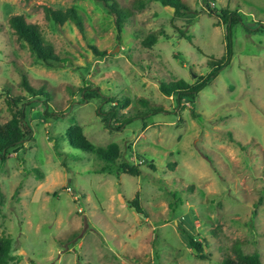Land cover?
I'll return each instance as SVG.
<instances>
[{"label":"rangeland","instance_id":"obj_1","mask_svg":"<svg viewBox=\"0 0 264 264\" xmlns=\"http://www.w3.org/2000/svg\"><path fill=\"white\" fill-rule=\"evenodd\" d=\"M116 1L132 13L120 34L94 0H0V125L11 119L8 90L30 101L31 131L0 160L8 264H221L236 242L264 264V0H214L213 13L202 0H182L177 18L155 0ZM69 8L79 11L84 34L46 18L47 9ZM224 9L239 19L229 65L194 101L161 94V83L194 84L212 73L208 61L225 55L226 25L215 17ZM12 16L36 25L66 65L39 63L10 28ZM152 34L157 42L145 46ZM22 76L49 93L55 119L27 95ZM72 125L95 147L116 144V165L130 162L141 175L72 149L60 139ZM135 197L144 214L129 205ZM181 231L196 237L205 259Z\"/></svg>","mask_w":264,"mask_h":264},{"label":"trees","instance_id":"obj_2","mask_svg":"<svg viewBox=\"0 0 264 264\" xmlns=\"http://www.w3.org/2000/svg\"><path fill=\"white\" fill-rule=\"evenodd\" d=\"M76 1V0H74ZM106 9V11L113 17L115 27L117 32L120 34L124 28L125 22L131 18L132 13L130 10L122 7L116 0H94ZM159 2L163 7H169L174 10V17H181L183 11H186L185 5L182 3V0H155ZM205 8L209 13H213L214 0H202ZM143 4L140 3L138 8H142ZM218 20V23L226 25L225 27V55L217 60L212 61L209 60V66H213L214 70L211 74L208 75L207 78H199L194 84H188L184 80H175L171 81L167 84L161 83L159 85V91L166 97H175L177 102L180 103L184 100L194 101L197 93L201 91L209 82L210 78L220 69L229 65L233 51H232V41H231V32L230 28L234 22H237L238 15L236 12L228 11L224 9L220 12V15H215ZM46 18L49 19L57 26H62L66 22H71L80 32V34H84V25L82 21V17L79 11L76 8H69L63 11H55L52 9L46 10ZM10 28L13 30L14 34L17 37V40L21 42L24 46H26L34 58L44 66L48 68H55L59 65L65 66L67 61L59 58L52 50L48 44H46L39 32V29L36 25L29 24L25 21L22 16H12L8 20ZM181 36H184L181 30H178ZM158 34V33H157ZM157 34H152L149 36L144 42L145 46H152L157 42ZM92 51L97 55H101L103 53L99 52L97 48L91 47ZM21 86L26 91L27 95L34 100L42 101L47 108L45 111V116L49 118L56 117L52 112H48L50 96L49 93L44 88H33L27 78L22 76ZM89 89V87L87 88ZM4 100L7 104L8 110L11 115V119L0 125V160L3 161L6 155L11 151H16L19 148H23L24 142L30 138L31 131L24 123V105L29 103L26 98L21 96H11L10 93L5 91ZM104 102H109L110 104H115V107L119 104L113 98H109L107 100L103 99ZM124 106V104H123ZM156 113H161L162 109L157 108L155 110ZM196 117V116H195ZM105 125L108 123V118L105 117L104 120ZM108 126V125H107ZM122 125H118L119 129ZM230 142L240 146V144L236 143L231 135H228ZM60 139L67 142V144L76 150H83L92 155H94L97 159L102 161L106 169L111 166L116 167V171H121L129 176L139 177L141 175L140 170L137 166H134L130 162L122 161L120 164L116 165L117 160L121 158V153L119 152V148L116 144H109L105 148L95 147L91 143H89L85 136L82 133L80 127L76 125L70 126ZM58 142V140H55ZM243 148V146H240ZM105 170V169H104ZM1 199V195H0ZM260 202V201H259ZM129 205L134 209L137 214H144L143 209L139 204V200L137 197L132 199L129 202ZM259 203L255 204V208ZM172 207V206H171ZM183 234L186 236L189 246L194 250L197 256L201 259H205L206 257L203 254V246L197 241L196 237L188 235L186 232ZM233 253L235 256L233 258L226 257L222 260L221 264H262L261 257L258 253L245 254L242 251L241 245L239 243H234L232 246ZM12 260L11 256V240L8 237H0V264H8Z\"/></svg>","mask_w":264,"mask_h":264}]
</instances>
